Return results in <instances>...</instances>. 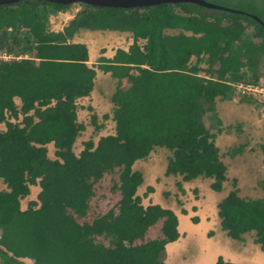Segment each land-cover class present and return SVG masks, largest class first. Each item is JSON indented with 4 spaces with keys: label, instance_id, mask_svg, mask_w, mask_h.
<instances>
[{
    "label": "trees",
    "instance_id": "trees-1",
    "mask_svg": "<svg viewBox=\"0 0 264 264\" xmlns=\"http://www.w3.org/2000/svg\"><path fill=\"white\" fill-rule=\"evenodd\" d=\"M206 1L244 13L191 3L135 9L79 4L69 25L52 32L51 16L74 5L25 0L0 6V50L17 56L0 61V125H7L0 131V182L7 185L0 191V263L30 258L35 264H166L167 245L180 238L178 217L159 205H142L137 190L144 178L134 163L163 148L172 154L166 176L184 182L205 177L221 192L229 180L225 159L244 146L224 153L217 145L219 100L232 99L234 85L248 77L258 81L264 64V26L249 15L264 21V0ZM82 30L130 33L133 43L111 65L99 66L120 81L113 96L115 135L101 138L95 150L93 141L86 142L76 155L74 145L85 130L76 101L90 95L97 76L87 64V46L73 43ZM21 116L24 125L9 120ZM50 143L57 148L55 160L48 156ZM116 168L118 213L80 223L94 185ZM237 184L234 179V189L218 204L222 229L233 240L256 232L264 250V198H242ZM31 185L39 187L38 196L23 210ZM160 221L161 237L145 241ZM217 264L235 263L220 257Z\"/></svg>",
    "mask_w": 264,
    "mask_h": 264
},
{
    "label": "rangeland",
    "instance_id": "rangeland-1",
    "mask_svg": "<svg viewBox=\"0 0 264 264\" xmlns=\"http://www.w3.org/2000/svg\"><path fill=\"white\" fill-rule=\"evenodd\" d=\"M80 10L79 5H74L56 15H52L49 23L51 31L61 32ZM180 32L181 30L167 31L169 34ZM247 32L252 34L255 29L250 27ZM76 36L75 41H85L90 45V58L98 63L90 66L97 69V74H100L98 84L104 94L105 101L109 104L107 116L97 113L100 118L98 124L102 125H98L97 129L91 124L90 114L81 118L86 124L85 130L80 134L74 145V152L79 155L84 150L86 142L93 141L95 144L93 150H95L101 138L116 133L113 96L116 93L118 82H105L107 72L102 71L99 66L101 58L106 56V51H109L110 48V56L116 48L124 46H127L124 48H129L130 36L132 37V35L111 30H82ZM120 36L127 37L124 46L120 44ZM7 37H9L8 33ZM91 44L93 45L91 46ZM6 53L4 50H0V61H11L17 58L15 55ZM29 57L31 56L29 55ZM202 67L204 68V65ZM258 75V81L248 77L242 83L234 85L236 86L237 95L230 100H219L218 103L222 120L219 119L220 122L217 123V128L214 130L216 134L218 127L221 130L217 145L221 147L224 153H229V148L244 146L243 152L234 159L230 155L226 157L229 180L225 183L221 192L213 191L211 189L213 181L205 177L184 182L180 176H166L167 158L171 155V152L163 148H157L158 150L153 151L147 158L138 160L133 166L135 171L143 175L144 183L141 186H154L157 188L151 200L148 194L144 192V187L140 186L138 195L142 197L144 206H149L155 202L177 214L188 213L185 215L189 224V229L184 230L186 237L180 240L177 245H172L168 249L167 253L169 255L165 258L166 264H209L207 262L208 249L211 248L208 244L209 241L216 244L230 243L229 247H231L233 255L239 257L240 264H264V260L258 256L260 245L255 242L256 232L244 235L243 240H233L222 229L221 220L218 216V204L234 189V179L238 180L237 188L240 190L239 195L242 198L248 200L264 198V64H261ZM103 117L105 118L103 119ZM13 121L24 125L23 116ZM36 121L39 120L36 119ZM237 122L243 123V126H237ZM209 124L210 118L208 117L205 119V125L208 127ZM230 126L235 127L233 129ZM46 148L48 149L49 158L55 160L57 148L54 143L47 144ZM120 173L121 169L120 172L117 169L108 171L94 185L95 195L91 199L88 216L81 219V223L92 222L110 210L117 212V202L120 198L118 189ZM179 184H181L182 191L178 187ZM32 191L34 193L21 201L24 210L28 209L30 202L36 200L39 187H32ZM194 218L198 219V223L193 222ZM161 228L162 222L151 227L145 241L160 238ZM99 238V241L108 244V240L103 237ZM184 241H187L186 246H184ZM136 243L140 244L141 241ZM19 261L22 264H35L30 258H21Z\"/></svg>",
    "mask_w": 264,
    "mask_h": 264
},
{
    "label": "crops",
    "instance_id": "crops-1",
    "mask_svg": "<svg viewBox=\"0 0 264 264\" xmlns=\"http://www.w3.org/2000/svg\"><path fill=\"white\" fill-rule=\"evenodd\" d=\"M76 16V15H75ZM74 16V18H75ZM73 18V19H74ZM63 31V30H61ZM77 37V36H76ZM75 37V38H76ZM75 38L73 40V43H80V44H85L88 48V52H89V61H88V65H97V61L91 60V55H90V45H88V43H86L85 41H75ZM127 37H121L119 38L120 44L122 46H124V43L126 41ZM130 39V38H129ZM92 43V41H90ZM129 43V40H128ZM133 40L130 39V46L132 45ZM93 44H91L92 46ZM127 47V46H124ZM124 47H120V48H116L115 52L112 54V56H110V50L106 51V56H104L103 58H101V64L104 65H111L112 63H110L116 56L117 52L119 50H124V51H128L129 48H124ZM103 59H105L106 61H103ZM91 67V66H90ZM96 70V69H95ZM104 71V70H103ZM98 73V72H97ZM100 75V74H99ZM99 75L97 74V76L94 79V89L93 91L90 93L89 96H85V97H81L76 101V107H77V120L79 124H82L84 126H86L85 122L81 120L82 117H85L86 115L90 114L91 116V124L93 126H102L101 124H98V120L100 119L98 114L102 113V115L107 116L108 115V107L109 104L108 102L105 101V97L104 94L102 93L100 86L98 84V79H99ZM113 74L111 72H107L106 73V80L105 82H111V81H118V78H113L112 77ZM17 104H20V100L17 99L16 100ZM98 113V114H97ZM105 117H103L104 119ZM0 130L1 131H6L7 130V125L5 123L0 125ZM51 159V158H50ZM32 187H36V186H31L30 190L31 193H34V191H32ZM3 190H7V185H5L3 182H0V191ZM24 210V209H23ZM186 216L182 215V217L179 215V232H180V238L178 239V241L174 242V243H170L167 245V250H166V257L167 255H169L168 249L172 247V245H177V243L180 240H183L186 237V233L184 232V230L189 229V224L186 221ZM187 241H184V246H186ZM209 246H211V248L208 249V258H207V262H209V264H217L218 258L222 257L226 262H233L235 264H240L239 261V257L237 255H233V251L231 249V247H229L230 243H220V244H216L212 241L208 242ZM259 249V248H258ZM233 255V256H230ZM259 257H264V252H261L259 250ZM207 264V263H206Z\"/></svg>",
    "mask_w": 264,
    "mask_h": 264
},
{
    "label": "water",
    "instance_id": "water-1",
    "mask_svg": "<svg viewBox=\"0 0 264 264\" xmlns=\"http://www.w3.org/2000/svg\"><path fill=\"white\" fill-rule=\"evenodd\" d=\"M25 0H0V6L2 5H12ZM47 1L53 4L59 5H88L92 7H101V8H123V9H135V8H145L152 7L162 4H183L191 3L204 6L211 9L228 11L231 13H244L239 10H234L226 8L217 4L207 2L206 0H41ZM255 21L264 26V21H262L258 16L249 14Z\"/></svg>",
    "mask_w": 264,
    "mask_h": 264
},
{
    "label": "clouds",
    "instance_id": "clouds-1",
    "mask_svg": "<svg viewBox=\"0 0 264 264\" xmlns=\"http://www.w3.org/2000/svg\"><path fill=\"white\" fill-rule=\"evenodd\" d=\"M252 18V17H251ZM261 19V18H260ZM96 71H97V69H96ZM119 81V80H118ZM120 82V81H119ZM119 82H118V86H119ZM118 86H117V88H118ZM117 91V90H116ZM12 119H14V118H10L9 120H10V122H12L11 120ZM15 120V119H14ZM13 123H16V121H14ZM3 124V123H2ZM6 124V123H5ZM95 127H98V126H95ZM1 131V130H0ZM3 132H5V131H3ZM106 137H108V136H106ZM155 150H158L157 148L155 149ZM154 150V151H155ZM166 150V149H165ZM168 151V150H167ZM152 153V152H151ZM172 156V154L167 158V161L169 160V158ZM147 158V157H146ZM135 164V163H134ZM161 166H162V170H163V165L161 164ZM167 166H168V164H167ZM117 170H119V172H120V169L121 168H116ZM134 169V168H133ZM112 170H115V169H112ZM111 171V170H110ZM166 172H167V170H166ZM166 172H165V175H166ZM143 176V175H142ZM120 178V177H119ZM144 183V182H143ZM31 186H33V185H31ZM119 186H120V182H119ZM141 186V185H140ZM142 188L144 187V192L146 193V194H148V196L150 197V199L152 200V196L156 193V191H157V188L156 187H154V186H148V187H146V186H141ZM140 188V187H139ZM138 188V189H139ZM149 188H153V191L152 192H149L148 191V189ZM118 189H119V187H118ZM119 193H120V198H119V200H118V202H117V207H116V209H117V212L115 211V210H110V211H114V212H116V213H118V210H119V201H120V199H121V192H120V189H119ZM137 196H139L138 195V190H137ZM141 199H142V197L141 196H139ZM91 202V201H90ZM142 205L144 206V204H143V202H142ZM153 205H159V204H157V203H155V202H153L151 205H149V206H153ZM149 206H144L145 208H147V207H149ZM159 206H161V205H159ZM162 208H164L163 206H161ZM164 209H168V210H171V209H169V208H164ZM90 210V209H89ZM109 211V212H110ZM171 211H173V210H171ZM174 212V211H173ZM89 213V212H88ZM175 213V212H174ZM107 214V213H106ZM176 215H177V217H178V221H179V215L180 216H182V215H187L188 213H186L185 214V212H183L182 214H177V213H175ZM105 215V214H104ZM87 216H88V214H87ZM86 216V217H87ZM103 216V215H102ZM85 217V218H86ZM95 220V219H94ZM160 222H162V224H163V221H160ZM81 223V222H80ZM84 223H87V222H84ZM90 223V222H89ZM178 230H179V226H178ZM259 245V244H258ZM260 250H261V252H264V250L261 248V246H260ZM220 258V257H219ZM218 258V259H219ZM263 260H264V257H261ZM218 262V261H217ZM226 262V261H225ZM230 262V261H229ZM166 263V262H165ZM230 263H233V262H230Z\"/></svg>",
    "mask_w": 264,
    "mask_h": 264
},
{
    "label": "built area",
    "instance_id": "built-area-1",
    "mask_svg": "<svg viewBox=\"0 0 264 264\" xmlns=\"http://www.w3.org/2000/svg\"><path fill=\"white\" fill-rule=\"evenodd\" d=\"M9 119H10V118H9ZM13 120H14V119H12L11 121L14 122Z\"/></svg>",
    "mask_w": 264,
    "mask_h": 264
},
{
    "label": "flooded vegetation",
    "instance_id": "flooded-vegetation-1",
    "mask_svg": "<svg viewBox=\"0 0 264 264\" xmlns=\"http://www.w3.org/2000/svg\"><path fill=\"white\" fill-rule=\"evenodd\" d=\"M101 64V63H100ZM103 71V70H102ZM113 77V76H112Z\"/></svg>",
    "mask_w": 264,
    "mask_h": 264
}]
</instances>
